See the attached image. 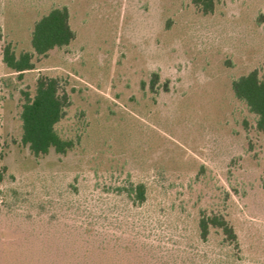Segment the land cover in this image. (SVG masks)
I'll use <instances>...</instances> for the list:
<instances>
[{
  "label": "rangeland",
  "instance_id": "374dc122",
  "mask_svg": "<svg viewBox=\"0 0 264 264\" xmlns=\"http://www.w3.org/2000/svg\"><path fill=\"white\" fill-rule=\"evenodd\" d=\"M63 6L74 41L9 72L4 45L30 51L34 22ZM252 70L264 78V0L206 15L192 0H0V264L81 255L72 226L119 215L151 264H264V134L231 91ZM42 75L69 95L56 129L74 147L34 159L19 114ZM137 183L146 200L132 206L118 189ZM200 212L222 215L238 247L217 229L201 241Z\"/></svg>",
  "mask_w": 264,
  "mask_h": 264
},
{
  "label": "trees",
  "instance_id": "16d2710c",
  "mask_svg": "<svg viewBox=\"0 0 264 264\" xmlns=\"http://www.w3.org/2000/svg\"><path fill=\"white\" fill-rule=\"evenodd\" d=\"M216 1L192 0V4L197 11L206 15L213 12ZM74 39L75 33L69 24L67 7H55L34 22L29 34L31 50L16 54L13 46L7 43L2 48L1 61L9 72L16 73L20 78L25 72L34 69L35 57H46L53 50H64ZM157 82L158 75L154 73L151 77V89ZM231 91L234 98L243 103L254 117V130L264 134V78L260 77L257 70H252L232 80ZM22 96L19 114L21 144L28 149L34 159L48 155L51 150L56 155H66L73 149L74 143L61 137L56 129L70 105L69 95L63 89L60 80L46 75L39 76L35 80L34 94L31 96L27 92H22ZM2 160L3 153L0 149V163ZM5 173V167L0 166V182L3 181ZM260 185L264 190V173ZM118 190L125 193L132 206H141L146 200V190L142 183L130 184ZM111 218L113 222H110L115 224L114 226H106L102 219L96 218L93 223L76 222L72 226L71 232L76 235L74 234L75 239L71 245L81 249L82 254L56 255L52 258V264H103V261L109 264H151L149 255L134 254L135 236L125 225L119 224L121 216ZM197 228L199 239L203 242L207 240L210 229H217L226 243L234 248L238 247L234 230L222 215H207L200 212ZM71 247L66 243L61 245L62 251L68 248L71 250ZM73 252L75 253V250ZM157 264L169 262L160 261Z\"/></svg>",
  "mask_w": 264,
  "mask_h": 264
}]
</instances>
